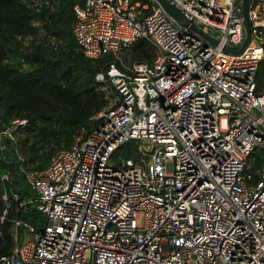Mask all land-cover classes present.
<instances>
[{
  "label": "built area",
  "instance_id": "1",
  "mask_svg": "<svg viewBox=\"0 0 264 264\" xmlns=\"http://www.w3.org/2000/svg\"><path fill=\"white\" fill-rule=\"evenodd\" d=\"M168 1L183 20L158 0L73 4L83 55H112L95 74L107 106L29 175L43 220L12 219L0 264H264V0H249L251 37L237 54L226 47L246 36L241 0ZM140 40L152 60L127 61ZM25 122L0 126V151ZM130 140L138 156L121 158Z\"/></svg>",
  "mask_w": 264,
  "mask_h": 264
},
{
  "label": "trees",
  "instance_id": "2",
  "mask_svg": "<svg viewBox=\"0 0 264 264\" xmlns=\"http://www.w3.org/2000/svg\"><path fill=\"white\" fill-rule=\"evenodd\" d=\"M51 1L37 9L25 0H0V126L26 119L14 141L0 151V213L3 193L10 202L0 222V256L13 246V218L34 226L43 220L28 203L35 196L29 175L41 172L59 149L69 147L79 130L91 131L94 116L107 106L95 74L112 55L88 58L76 44L72 7L81 0ZM154 54L155 48L141 40L122 51L127 61L150 62ZM255 83L257 91L263 90L264 59ZM136 146L127 141L117 154L137 158Z\"/></svg>",
  "mask_w": 264,
  "mask_h": 264
},
{
  "label": "water",
  "instance_id": "3",
  "mask_svg": "<svg viewBox=\"0 0 264 264\" xmlns=\"http://www.w3.org/2000/svg\"><path fill=\"white\" fill-rule=\"evenodd\" d=\"M158 1L160 2V4L163 6V8L171 16H173L174 18H176L178 20H183L184 19V16H183L182 12L177 7L172 5L168 0H158ZM248 3H249V0H241L242 17H243V23H244L245 31H246V36H245L243 42L236 49H231V48H227L226 47V50H228V51H230V52H232L234 54H237V53L241 52L244 49V47L247 45V43L249 42L250 37H251V22H250V20L248 18V14H247ZM190 26L193 29L201 32L195 25L191 24ZM201 33L203 34V36L208 37L205 33H203V32H201Z\"/></svg>",
  "mask_w": 264,
  "mask_h": 264
},
{
  "label": "rangeland",
  "instance_id": "4",
  "mask_svg": "<svg viewBox=\"0 0 264 264\" xmlns=\"http://www.w3.org/2000/svg\"><path fill=\"white\" fill-rule=\"evenodd\" d=\"M115 160H116V156H114V158L112 159V161L115 162Z\"/></svg>",
  "mask_w": 264,
  "mask_h": 264
}]
</instances>
